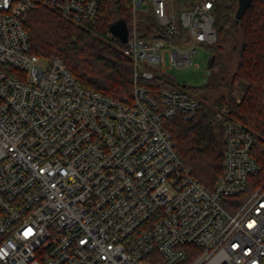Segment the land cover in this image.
Instances as JSON below:
<instances>
[{
	"label": "built area",
	"instance_id": "1",
	"mask_svg": "<svg viewBox=\"0 0 264 264\" xmlns=\"http://www.w3.org/2000/svg\"><path fill=\"white\" fill-rule=\"evenodd\" d=\"M103 1L0 0V264H264V183L250 181L262 171L256 135L219 113L224 168L209 190L163 126L193 118L200 101L187 90L156 101L138 85L173 78L168 71L216 44L215 0H130L131 103L32 53L30 12L80 24ZM148 11L158 38H149Z\"/></svg>",
	"mask_w": 264,
	"mask_h": 264
},
{
	"label": "trees",
	"instance_id": "2",
	"mask_svg": "<svg viewBox=\"0 0 264 264\" xmlns=\"http://www.w3.org/2000/svg\"><path fill=\"white\" fill-rule=\"evenodd\" d=\"M185 4H191V0H185ZM238 10L240 0H215L213 15L218 40L214 45L202 46L214 59L211 67L209 62L207 84L184 88L162 77L138 81L156 101L162 91L174 90H187L200 101L193 118L185 119L179 114L165 120L163 126L172 135L176 150L194 178L209 190L215 187L224 168L225 134L217 118L223 109L231 120L256 135L253 155L262 171L250 181L264 183V0H251L237 23ZM130 16V0H104L94 20L74 24L41 7L29 13L25 26L33 54L57 58L83 87L131 103L135 86L133 63L124 53L126 45L109 37L111 25L119 21L129 25ZM147 17L149 38L160 37L162 29L151 11ZM227 56L238 59L231 74ZM4 69L16 76L15 70ZM212 86L226 91L215 102L202 94Z\"/></svg>",
	"mask_w": 264,
	"mask_h": 264
},
{
	"label": "rangeland",
	"instance_id": "3",
	"mask_svg": "<svg viewBox=\"0 0 264 264\" xmlns=\"http://www.w3.org/2000/svg\"><path fill=\"white\" fill-rule=\"evenodd\" d=\"M176 6L179 8V5L176 4ZM166 59V65L169 66V54L165 55ZM211 59L210 52L200 47L198 49V52L194 58V64L191 67L185 68V69H172L168 71L170 75L174 78L168 77V80L172 82L173 84L177 86H183L186 85L187 87H201L208 83L209 81V71H208V62ZM227 65L229 68V74L233 73L237 63L238 59L236 56H227L226 58ZM154 73L158 74L157 71H155L152 68H149ZM230 76V75H229ZM225 90L221 88H216V86H212L208 91L202 93L206 95L210 102H215L222 94H225ZM241 98H239V101ZM225 112L227 115V111L225 109L221 110L217 114V118L219 113ZM218 120L221 122V120L218 118ZM222 123V122H221Z\"/></svg>",
	"mask_w": 264,
	"mask_h": 264
},
{
	"label": "water",
	"instance_id": "4",
	"mask_svg": "<svg viewBox=\"0 0 264 264\" xmlns=\"http://www.w3.org/2000/svg\"><path fill=\"white\" fill-rule=\"evenodd\" d=\"M251 0H240V10L237 12L236 16V22H239L240 16L243 13V9L245 6H247L250 3ZM110 32L117 36L122 43H127L128 41V27L125 21H119L110 27ZM214 59L212 58L210 60V67L213 65ZM186 87V85H183Z\"/></svg>",
	"mask_w": 264,
	"mask_h": 264
}]
</instances>
